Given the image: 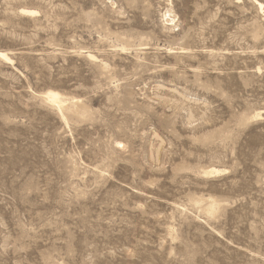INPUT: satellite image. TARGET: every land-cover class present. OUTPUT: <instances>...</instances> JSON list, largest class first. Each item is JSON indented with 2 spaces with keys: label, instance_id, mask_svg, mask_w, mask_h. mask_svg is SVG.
Here are the masks:
<instances>
[{
  "label": "rangeland",
  "instance_id": "obj_1",
  "mask_svg": "<svg viewBox=\"0 0 264 264\" xmlns=\"http://www.w3.org/2000/svg\"><path fill=\"white\" fill-rule=\"evenodd\" d=\"M0 50V264H264V0H0Z\"/></svg>",
  "mask_w": 264,
  "mask_h": 264
},
{
  "label": "bare ground",
  "instance_id": "obj_2",
  "mask_svg": "<svg viewBox=\"0 0 264 264\" xmlns=\"http://www.w3.org/2000/svg\"><path fill=\"white\" fill-rule=\"evenodd\" d=\"M259 7L260 9L263 10V6L261 3H259ZM170 15V14H169ZM171 22H174V17L170 18ZM0 59L9 62L11 61V58L8 57V54L6 52H3L0 50ZM43 100L47 101L48 103H50L51 105H53L55 108H57L60 112L64 109H67L68 104L71 102L75 103L76 99L72 98V99H67L65 98L61 93H59L58 91H53V90H48L44 93H42V97ZM261 116L260 114H257L256 117ZM218 170L214 169L212 171H208L206 172L207 175H212L215 172H217ZM210 203V202H209ZM208 203V204H209ZM207 204V205H208ZM217 206V203L214 201H211V203L208 205V212L209 213H214L215 212V207Z\"/></svg>",
  "mask_w": 264,
  "mask_h": 264
}]
</instances>
